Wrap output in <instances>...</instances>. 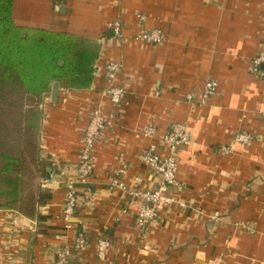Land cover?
I'll return each instance as SVG.
<instances>
[{
	"label": "crops",
	"instance_id": "1",
	"mask_svg": "<svg viewBox=\"0 0 264 264\" xmlns=\"http://www.w3.org/2000/svg\"><path fill=\"white\" fill-rule=\"evenodd\" d=\"M14 18L21 26L75 34L99 49L89 88L60 87L58 100L49 93L42 105L41 157L54 167L52 177L62 165L79 162L94 107L112 110L105 90L114 84L125 91L116 126L97 148L95 176L78 185L75 223L91 244L76 264H99L94 244L105 230L114 238L106 264H264V61L255 63L264 53V0H15ZM117 20L122 40L110 28ZM143 30H160L163 43L135 40ZM109 62L124 65L114 82L106 77ZM210 79L218 92L203 104ZM174 123L187 124L193 134L178 156L185 189L143 240L141 200L127 205L120 190L110 189V177L124 154L131 189L159 187L161 176L139 160L158 139L142 130L155 125L160 138ZM239 132L254 137L250 146L234 144ZM230 146L234 151L225 154ZM59 179L46 187L53 198L39 207L42 220L0 208V264H52L56 250L74 244V232L61 220Z\"/></svg>",
	"mask_w": 264,
	"mask_h": 264
},
{
	"label": "trees",
	"instance_id": "2",
	"mask_svg": "<svg viewBox=\"0 0 264 264\" xmlns=\"http://www.w3.org/2000/svg\"><path fill=\"white\" fill-rule=\"evenodd\" d=\"M14 9L15 0H0V208L42 220L38 209L53 198L43 183L54 171L41 157L42 105L55 83L89 88L99 49L69 32L18 25Z\"/></svg>",
	"mask_w": 264,
	"mask_h": 264
},
{
	"label": "built area",
	"instance_id": "3",
	"mask_svg": "<svg viewBox=\"0 0 264 264\" xmlns=\"http://www.w3.org/2000/svg\"><path fill=\"white\" fill-rule=\"evenodd\" d=\"M124 0H118L122 3ZM141 23L146 21L145 16H139ZM115 36L122 40L124 38L123 26L120 21H114L110 24ZM135 40L149 44H161L164 41V34L160 30H143L135 36ZM264 61V53L255 61L259 65ZM124 65L120 62H109L106 64V77L110 82H114ZM219 84L216 80H208L202 94V103L204 104L210 97L218 92ZM108 96L112 110L107 112L102 105L97 104L92 110L91 117L87 127L83 132L81 156L79 162L72 165H62L60 175L51 176L45 180L43 186L46 188L50 183L59 179L65 191V201L61 213V220L66 230L74 232V244L64 245L56 250L52 255V264H76L83 261L85 252L89 249L91 238L80 225L75 223L78 210L81 207L79 195V184H88L95 176V156L97 148L105 140L112 128L116 126L117 113L116 107L123 101L124 89L112 84L105 90ZM189 101L193 100L192 95H188ZM142 133L147 138L158 139L157 143H151L146 150L139 156V160L147 165L155 173L159 174L162 183L159 187L148 190L131 189L125 182V177L129 171L126 155L120 154L118 160L119 168L110 177V189L120 190L127 201V205L134 200H141V205L137 213V225L141 232L142 239H146L149 228L157 226L163 219V210L165 206L178 203L175 198L176 193L184 191L185 187L178 178L180 150L189 147L193 143V134L187 124L174 123L170 130L160 138L158 137V128L155 125H148L143 128ZM254 137L245 132H239L234 137V144L250 146ZM166 149L168 153L162 154ZM234 151L233 146L223 148L225 154H231ZM69 171L77 174L76 178L69 177ZM66 178V179H64ZM172 195H167V192ZM182 206H185L182 204ZM113 245V241L103 235L96 237L94 248L95 258L99 264H106L108 261V252Z\"/></svg>",
	"mask_w": 264,
	"mask_h": 264
},
{
	"label": "water",
	"instance_id": "4",
	"mask_svg": "<svg viewBox=\"0 0 264 264\" xmlns=\"http://www.w3.org/2000/svg\"><path fill=\"white\" fill-rule=\"evenodd\" d=\"M59 83H55L53 86V90H52V97L53 100L56 102L58 100V96H59Z\"/></svg>",
	"mask_w": 264,
	"mask_h": 264
}]
</instances>
